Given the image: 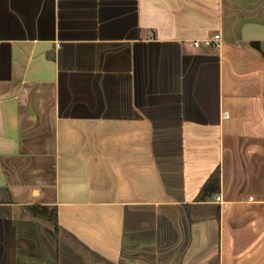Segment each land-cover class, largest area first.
<instances>
[{"label":"crops","instance_id":"1","mask_svg":"<svg viewBox=\"0 0 264 264\" xmlns=\"http://www.w3.org/2000/svg\"><path fill=\"white\" fill-rule=\"evenodd\" d=\"M0 264H264V0H0Z\"/></svg>","mask_w":264,"mask_h":264},{"label":"trees","instance_id":"2","mask_svg":"<svg viewBox=\"0 0 264 264\" xmlns=\"http://www.w3.org/2000/svg\"><path fill=\"white\" fill-rule=\"evenodd\" d=\"M219 180V171L216 170L202 187L197 200L203 201L216 195L219 192ZM26 210L32 217L46 221L54 227L56 226V212L54 209L31 206L27 207Z\"/></svg>","mask_w":264,"mask_h":264},{"label":"built area","instance_id":"3","mask_svg":"<svg viewBox=\"0 0 264 264\" xmlns=\"http://www.w3.org/2000/svg\"><path fill=\"white\" fill-rule=\"evenodd\" d=\"M200 46H204L206 48H212V49L219 48L220 36L214 35L213 37H211L209 39H205L204 41L193 43L194 48H200ZM216 201L220 202V197H216Z\"/></svg>","mask_w":264,"mask_h":264}]
</instances>
